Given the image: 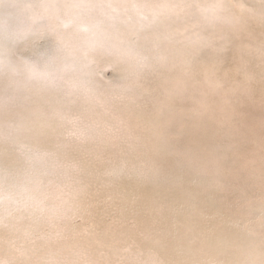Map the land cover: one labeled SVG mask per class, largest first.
I'll return each mask as SVG.
<instances>
[{"label": "snow or ice", "instance_id": "1", "mask_svg": "<svg viewBox=\"0 0 264 264\" xmlns=\"http://www.w3.org/2000/svg\"><path fill=\"white\" fill-rule=\"evenodd\" d=\"M98 52L125 82L102 124ZM257 94L264 0H0V264H264V122L239 111ZM102 171L159 190L101 228Z\"/></svg>", "mask_w": 264, "mask_h": 264}, {"label": "bare ground", "instance_id": "2", "mask_svg": "<svg viewBox=\"0 0 264 264\" xmlns=\"http://www.w3.org/2000/svg\"><path fill=\"white\" fill-rule=\"evenodd\" d=\"M92 63L89 66L90 79L95 85V95L88 101V107L96 114L98 122L103 123V116L109 107L112 95L119 94L120 85L125 82L120 78L124 73V65L117 60L115 56H110L104 52H98L89 57ZM115 77V78H113ZM239 111L245 119L248 127L252 128L258 137L261 133V125L264 122V108L259 102V95L256 96V102H242L239 105ZM101 182L108 187L104 189L105 193L113 196V201L108 204H101L94 211L95 223L101 228L106 227L109 222L108 213L116 209L123 197H138L141 199L150 197L154 191H158V181L156 178L142 177L136 175H105L101 173ZM249 195L259 200L261 189L257 177L250 182ZM212 200L215 202V208L221 207L235 199L231 190H217L213 188L209 192ZM215 209H213L214 211ZM208 215H212L211 212ZM219 220L211 223H219ZM83 226V225H82Z\"/></svg>", "mask_w": 264, "mask_h": 264}]
</instances>
